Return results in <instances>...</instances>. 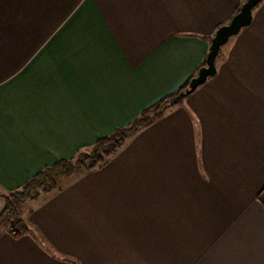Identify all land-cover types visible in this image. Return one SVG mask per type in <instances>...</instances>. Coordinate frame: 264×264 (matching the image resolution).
Wrapping results in <instances>:
<instances>
[{
	"label": "crops",
	"instance_id": "0c3cea01",
	"mask_svg": "<svg viewBox=\"0 0 264 264\" xmlns=\"http://www.w3.org/2000/svg\"><path fill=\"white\" fill-rule=\"evenodd\" d=\"M242 4L0 0V211L196 76ZM215 70L105 166L26 204L38 238L1 233L0 264H264V0Z\"/></svg>",
	"mask_w": 264,
	"mask_h": 264
},
{
	"label": "trees",
	"instance_id": "16d2710c",
	"mask_svg": "<svg viewBox=\"0 0 264 264\" xmlns=\"http://www.w3.org/2000/svg\"><path fill=\"white\" fill-rule=\"evenodd\" d=\"M204 64L205 61L201 67ZM194 77L192 76L174 94L144 109L127 126L97 140L88 150L78 151L73 158L61 160L45 167L18 190L1 196L3 206L0 211V234L5 233L13 239H20L34 234V228L31 223L25 222L22 218V212L26 204L49 199L78 177L105 166L124 149L138 132L160 120L165 112L172 107L169 106L167 101L186 90L189 82Z\"/></svg>",
	"mask_w": 264,
	"mask_h": 264
},
{
	"label": "water",
	"instance_id": "95a60500",
	"mask_svg": "<svg viewBox=\"0 0 264 264\" xmlns=\"http://www.w3.org/2000/svg\"><path fill=\"white\" fill-rule=\"evenodd\" d=\"M262 1L263 0H245L238 13L233 16L229 23L220 27L215 32L210 40L204 66L199 69L197 75L189 82L186 90L167 101L169 106L179 104L182 99L192 94L199 86L203 85L208 78L215 75V61L220 54L221 48L228 43L229 39L236 36L243 28L250 24L252 11Z\"/></svg>",
	"mask_w": 264,
	"mask_h": 264
},
{
	"label": "rangeland",
	"instance_id": "374dc122",
	"mask_svg": "<svg viewBox=\"0 0 264 264\" xmlns=\"http://www.w3.org/2000/svg\"><path fill=\"white\" fill-rule=\"evenodd\" d=\"M222 48H225V46H223ZM166 112H167V111H166ZM29 237H30L31 239H36V238H37V236L34 235V234L29 235ZM46 253H47V252H46Z\"/></svg>",
	"mask_w": 264,
	"mask_h": 264
}]
</instances>
